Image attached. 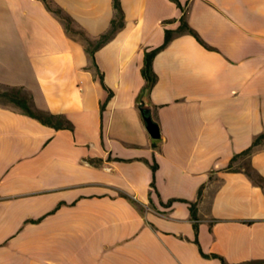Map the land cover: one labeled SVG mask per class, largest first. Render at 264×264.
<instances>
[{
  "label": "crops",
  "instance_id": "obj_1",
  "mask_svg": "<svg viewBox=\"0 0 264 264\" xmlns=\"http://www.w3.org/2000/svg\"><path fill=\"white\" fill-rule=\"evenodd\" d=\"M120 1L125 27L95 54L104 86L42 0H0V85L73 125L0 105V264H264V139L247 158L262 184L227 171L264 134V0ZM52 3L92 41L115 16L113 0ZM184 14L197 37L177 35Z\"/></svg>",
  "mask_w": 264,
  "mask_h": 264
},
{
  "label": "trees",
  "instance_id": "obj_2",
  "mask_svg": "<svg viewBox=\"0 0 264 264\" xmlns=\"http://www.w3.org/2000/svg\"><path fill=\"white\" fill-rule=\"evenodd\" d=\"M42 1L45 4V6L47 7V9L51 13L55 14V16H57L61 20V22L63 23V25L65 27L67 34L72 36L73 38L77 39L78 41H80L83 44L85 51H86V53H87V55L91 61V65H90L89 69L95 71L96 75L100 78L102 84L104 85L103 75L101 74L100 70L98 69L96 61H95V54L99 49H101L108 42H110L117 35V33L125 27V16H124V12H123V9L121 6V1L120 0H113V8L115 11V16H114L113 20L111 21L110 29L107 33L102 34L95 41H92L91 39H89L84 31L78 29L75 26L72 18L70 16H68L67 14H65L63 12V10H61L60 8L54 7L52 0H42ZM172 1L175 2L181 10H183L179 0H172ZM175 34H176L175 32L167 30L164 44L157 49L147 51L145 53L144 65L142 68V76L146 82L144 93L150 92L157 82V75L155 74V72L153 70V62H154L155 57L157 56V54L161 50H163L164 48H166L168 46V44L174 38ZM182 34H190V35L197 37L195 32L189 27V25L186 21V14H184L183 17L181 18V25L177 31V35H182ZM111 96H112V93H110L109 99ZM2 99L5 101L4 103L1 102ZM0 105L5 106V107H7V106L14 107L17 110H19L23 115H25L29 118H32L34 120H37L40 123H42L43 125L51 127L55 130H71V131H73V125L65 117L59 116V115H53V114L39 110L35 106V104L33 103V100L29 96V94H27L23 89L9 88V87H5V86L0 85ZM105 107H106V103L102 105V108H101L102 112L105 110ZM140 108H141L142 117L144 119H146L147 117H150V113L148 111L144 110L142 106ZM263 139H264V134L255 139L251 148H249L248 150H246L245 152H243L239 155L234 156V158L231 162V165L229 166L227 171L233 170L232 164L234 162H236L238 159L249 158L253 154L256 147H258L260 145V143ZM88 162H89V164L94 165V166H101L102 165V161L89 160ZM248 164H249V162H248ZM152 168H153V171L156 172L157 166L155 165ZM246 171H247V174L255 181V183H257V184L263 183L262 178H260L259 176L254 174L250 165H249L248 170H246ZM152 188L155 189L154 183L152 184ZM201 196H202V189L199 192V200L201 199ZM130 200L137 207L141 208V205L139 203H137L135 200H133V199H130ZM172 203H173V201L169 202L168 205L170 206ZM197 206H198V202L191 204V208H190L191 216H192V220H193V225H194V229H195L196 234H198V231H199V218L197 216ZM196 242L198 243V241H196ZM201 253H202V256L205 258L220 259L222 264H227V262L223 258H221L217 255H206L202 251H201Z\"/></svg>",
  "mask_w": 264,
  "mask_h": 264
},
{
  "label": "water",
  "instance_id": "obj_3",
  "mask_svg": "<svg viewBox=\"0 0 264 264\" xmlns=\"http://www.w3.org/2000/svg\"><path fill=\"white\" fill-rule=\"evenodd\" d=\"M146 126H147V131L149 135L154 139L157 140L160 138V131L158 125L153 122L151 117H147L145 119Z\"/></svg>",
  "mask_w": 264,
  "mask_h": 264
},
{
  "label": "rangeland",
  "instance_id": "obj_4",
  "mask_svg": "<svg viewBox=\"0 0 264 264\" xmlns=\"http://www.w3.org/2000/svg\"><path fill=\"white\" fill-rule=\"evenodd\" d=\"M1 102L4 103L5 101L2 99ZM233 168L248 170L249 168L248 159L247 158L242 159L240 165L234 166Z\"/></svg>",
  "mask_w": 264,
  "mask_h": 264
}]
</instances>
